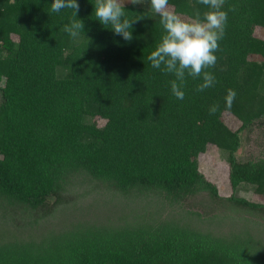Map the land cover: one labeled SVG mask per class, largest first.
Masks as SVG:
<instances>
[{"label": "trees", "instance_id": "trees-1", "mask_svg": "<svg viewBox=\"0 0 264 264\" xmlns=\"http://www.w3.org/2000/svg\"><path fill=\"white\" fill-rule=\"evenodd\" d=\"M94 2L77 0L84 33L73 40L61 31L71 9L0 0V264H264V224L232 218L222 232L228 218L183 208L207 193L264 220V205L236 196L242 186L264 196V158L236 156L240 133L264 121V39L255 36L264 0H225L209 69L217 83L197 92L202 81L187 77L183 100L171 93L175 77L147 60L164 34L159 16L124 5L126 18L144 17L126 42L95 19ZM169 5L187 18L193 5L206 10L197 0ZM228 89L236 97L225 109ZM226 112L238 130L223 123ZM209 145L228 166V198L199 169ZM65 191L78 192L66 205ZM12 206L29 216L12 218Z\"/></svg>", "mask_w": 264, "mask_h": 264}, {"label": "clouds", "instance_id": "clouds-1", "mask_svg": "<svg viewBox=\"0 0 264 264\" xmlns=\"http://www.w3.org/2000/svg\"><path fill=\"white\" fill-rule=\"evenodd\" d=\"M130 2L133 5L143 4L145 0H95L94 16L104 27L110 29L131 42L132 26L143 19H128L125 17L124 5ZM151 11L158 15L164 30L161 41L155 47L147 60L154 69H161L165 74L175 77L170 83L171 93L178 100L185 98L184 86L187 77L201 80L196 87L197 92L216 85L215 75L209 71L216 66L220 50L219 42L224 38L228 13L223 10L225 0H197V4L205 6L201 11L193 5L194 16L185 18L176 13L169 5V0H147ZM80 5L77 0H53L50 12L59 13L62 9H71L73 19L65 24L61 31L67 33L73 40L84 33V22L77 19ZM235 11V8H230ZM109 28V27H106ZM236 92L228 89L224 97L225 109H230L235 101ZM220 110L219 103H214L208 109L209 115H215Z\"/></svg>", "mask_w": 264, "mask_h": 264}, {"label": "rangeland", "instance_id": "rangeland-1", "mask_svg": "<svg viewBox=\"0 0 264 264\" xmlns=\"http://www.w3.org/2000/svg\"><path fill=\"white\" fill-rule=\"evenodd\" d=\"M127 4L131 3L126 2L125 5ZM136 5L144 6L150 9L149 4L147 3ZM170 7L174 10L172 6ZM255 36L264 39V28H257L255 30ZM13 40L16 41L17 37L13 36ZM249 58L255 61L262 60L260 56H250ZM222 121L231 131L238 130L240 126V122L228 112L222 115ZM98 123L102 125L103 122L99 120ZM240 136L242 144L236 153V156L240 161L258 160L264 158V121L254 123L251 130L240 133ZM198 163L199 169L204 174V176H206L208 180L216 185L219 195L222 198H228L232 194L228 179V166L223 160V157L217 150V148L215 146L209 145L206 152L199 155ZM72 194L73 196H75L76 192L72 193V191H65L64 195H62V198H64L62 199V204L66 205L67 203H69V201H66L65 198H70ZM76 195L78 196V192ZM236 196L244 198L252 203L264 205V196L255 193L249 186L240 187L238 189V192L236 193ZM6 206L9 207L8 205ZM50 207L51 204L43 208L39 212V216L44 217V215L46 214L48 217ZM183 208L191 213L197 212L201 214L203 219L209 216L213 218L217 216L228 218L227 220H225L224 224V226H226V229L224 227V230L223 228H221L222 232H226L230 227L232 218H235V221H239V223L253 222L264 224V220L260 218L259 215L255 212L249 211L236 205H231L227 202H224L223 200L220 202L214 201L209 197L207 193H200L198 195L187 198V200L183 202ZM7 212V214H9L12 218L16 220L18 219L20 220V222L22 219V221H24L26 216H29L27 212H22V210H20L18 207L13 206L12 209L8 210Z\"/></svg>", "mask_w": 264, "mask_h": 264}]
</instances>
